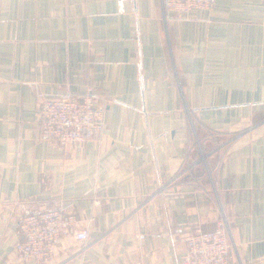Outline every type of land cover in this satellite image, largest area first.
Segmentation results:
<instances>
[{"label":"crops","instance_id":"1","mask_svg":"<svg viewBox=\"0 0 264 264\" xmlns=\"http://www.w3.org/2000/svg\"><path fill=\"white\" fill-rule=\"evenodd\" d=\"M86 93L99 137H41L40 97ZM52 208L87 240L19 259L17 218ZM222 214L230 263L264 264V0L170 21L161 0H0V264H179Z\"/></svg>","mask_w":264,"mask_h":264},{"label":"built area","instance_id":"2","mask_svg":"<svg viewBox=\"0 0 264 264\" xmlns=\"http://www.w3.org/2000/svg\"><path fill=\"white\" fill-rule=\"evenodd\" d=\"M164 21L189 18L198 10L210 11L214 0H161ZM36 122L41 137L59 143H78L99 137L105 127L104 103L91 93L64 97H40ZM191 150V149H190ZM188 171L201 165L205 174L210 173L206 161L199 155L189 161ZM98 203V201H95ZM19 239L14 244L17 257L47 262L51 259L58 240L71 235L86 241L88 230L79 226L72 211L45 209L17 218ZM229 225L222 214L212 230L195 227L183 240L186 247L179 264H231Z\"/></svg>","mask_w":264,"mask_h":264}]
</instances>
